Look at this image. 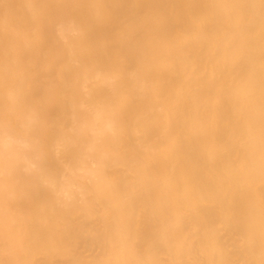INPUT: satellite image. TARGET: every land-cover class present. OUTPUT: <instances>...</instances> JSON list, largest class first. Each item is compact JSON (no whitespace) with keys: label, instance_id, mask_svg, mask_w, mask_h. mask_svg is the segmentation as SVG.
I'll use <instances>...</instances> for the list:
<instances>
[{"label":"bare ground","instance_id":"1","mask_svg":"<svg viewBox=\"0 0 264 264\" xmlns=\"http://www.w3.org/2000/svg\"><path fill=\"white\" fill-rule=\"evenodd\" d=\"M0 264H264V0H0Z\"/></svg>","mask_w":264,"mask_h":264}]
</instances>
